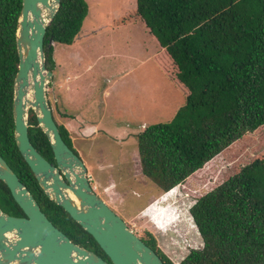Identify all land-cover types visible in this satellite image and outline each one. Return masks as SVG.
Wrapping results in <instances>:
<instances>
[{"label":"trees","instance_id":"trees-1","mask_svg":"<svg viewBox=\"0 0 264 264\" xmlns=\"http://www.w3.org/2000/svg\"><path fill=\"white\" fill-rule=\"evenodd\" d=\"M21 8L22 0H0V156L56 228L110 262L94 238L45 195L16 146L12 108ZM87 13L84 0H61L44 37L48 70L54 71L50 40L72 44ZM135 16L157 41L161 56L186 60L175 75L169 73L185 95L183 105L170 121L146 126L136 136L142 174L167 192L213 160L230 157L241 140L264 127V0H136ZM37 124L30 111L29 140L56 165ZM57 126L78 156L67 129ZM0 208L25 217L1 180ZM191 214L202 247L191 249L178 264H264V160L237 168L199 197ZM140 239L164 264H175L154 236Z\"/></svg>","mask_w":264,"mask_h":264},{"label":"rangeland","instance_id":"rangeland-1","mask_svg":"<svg viewBox=\"0 0 264 264\" xmlns=\"http://www.w3.org/2000/svg\"><path fill=\"white\" fill-rule=\"evenodd\" d=\"M84 1L88 13L72 44L53 42L51 46L55 72L56 58L62 73L75 74L88 69L85 75H94L96 89L93 94L86 86L82 90L83 81L73 80L69 84L72 88L79 86L78 92L82 90L78 95L81 115L86 113L88 104L101 88L106 87L104 80L110 79L113 96L105 108L108 120L98 126L100 131L123 139L129 137L132 130L140 131L141 124L133 119L135 111H139L138 106L145 111V122L151 125L170 121L183 105L185 95L175 86L169 73L175 75L186 60L174 54H159L157 41L135 16L136 0ZM52 82L47 94L54 120L59 125L62 116L56 99L60 86ZM100 99L97 97L96 101ZM112 114L119 118H112ZM94 115L98 121L97 110ZM137 118L140 120L139 116ZM78 128L76 123V132ZM75 134L73 147L76 145L74 149L87 168L95 193L139 238H148V234L154 236L158 248L175 264L191 249L202 247L191 214L196 200L248 161L264 160L263 127L240 141L230 156L233 160L229 156L219 157L184 183L164 192L142 174L138 145L128 147V154L124 149L118 152L117 147L110 146L112 142L77 141Z\"/></svg>","mask_w":264,"mask_h":264},{"label":"water","instance_id":"water-1","mask_svg":"<svg viewBox=\"0 0 264 264\" xmlns=\"http://www.w3.org/2000/svg\"><path fill=\"white\" fill-rule=\"evenodd\" d=\"M60 6L61 0H22L15 34L19 60L13 85L14 139L45 195L94 238L110 262L56 228L0 156V180L25 215L11 216L0 208V264H164L95 193L85 164L65 144L55 123L47 94L53 72L46 66L44 37ZM30 111L56 165L29 140Z\"/></svg>","mask_w":264,"mask_h":264},{"label":"crops","instance_id":"crops-1","mask_svg":"<svg viewBox=\"0 0 264 264\" xmlns=\"http://www.w3.org/2000/svg\"><path fill=\"white\" fill-rule=\"evenodd\" d=\"M127 25V24H124ZM159 51V49H158ZM55 58V57H54ZM57 63V69L56 72H53V82H56L58 84V87L60 86V92L58 93V98L56 99L58 104V110L60 113L61 120L58 121L59 125L64 126L67 131L69 132L70 138L72 140V143H74V134L77 135V141L80 142H95V141H106V142H112L110 146L117 147L118 152L119 151H126L128 147L131 146H137V139L136 136L146 127L151 125L150 122H145L144 120V112L143 110H140V107L138 106L139 111H135V116L133 119H135L139 124H141V130L134 131L132 130L131 135L129 137H126L125 139L119 138L118 135H113V133L107 135L105 131H100L98 126L104 125L103 121H105L108 118V115L105 113V108L109 106V102L113 96L111 93V86H109V83L111 82L110 79L104 80V83L106 84V87L101 88V91L97 95V97H101L100 100L96 101V98L93 100L92 103L88 104V108L86 113L81 115L82 108L79 106L80 98L78 97L79 93L83 90V87L86 86L88 91L93 94V92L96 89L95 82L93 80L94 75H85L88 69L85 71H81L79 73H62L58 70V67L60 66L59 62L56 60ZM55 70V69H54ZM84 73V74H83ZM83 75V76H82ZM85 75V76H84ZM89 76V77H88ZM73 80H80L83 81L81 83L82 90H80V87L77 86L75 88L70 87V83ZM52 82V81H51ZM52 82V83H53ZM50 85V84H49ZM49 87V86H48ZM51 104V103H50ZM52 108V106H51ZM119 108H117L118 110ZM145 109V108H143ZM97 110L99 113L98 121L95 119L94 111ZM139 116L140 120L137 118ZM111 117V116H110ZM112 118H119L118 116H115L112 114ZM108 120V119H107ZM78 123L79 128L78 131L74 129V125ZM131 125V122H128ZM132 127V126H131ZM76 147V145H74ZM109 148V147H108ZM111 148V147H110ZM128 153V150L126 151ZM129 154V153H128ZM138 161V160H136Z\"/></svg>","mask_w":264,"mask_h":264},{"label":"flooded vegetation","instance_id":"flooded-vegetation-1","mask_svg":"<svg viewBox=\"0 0 264 264\" xmlns=\"http://www.w3.org/2000/svg\"><path fill=\"white\" fill-rule=\"evenodd\" d=\"M52 113H53V111H52ZM54 118V117H53ZM89 181L91 182V180L89 179ZM92 187V186H91ZM93 188V187H92Z\"/></svg>","mask_w":264,"mask_h":264}]
</instances>
